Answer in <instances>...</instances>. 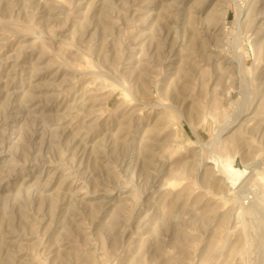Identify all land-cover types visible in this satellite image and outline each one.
Returning <instances> with one entry per match:
<instances>
[{
  "label": "rangeland",
  "instance_id": "obj_1",
  "mask_svg": "<svg viewBox=\"0 0 264 264\" xmlns=\"http://www.w3.org/2000/svg\"><path fill=\"white\" fill-rule=\"evenodd\" d=\"M0 264H264V0H0Z\"/></svg>",
  "mask_w": 264,
  "mask_h": 264
},
{
  "label": "bare ground",
  "instance_id": "obj_2",
  "mask_svg": "<svg viewBox=\"0 0 264 264\" xmlns=\"http://www.w3.org/2000/svg\"><path fill=\"white\" fill-rule=\"evenodd\" d=\"M231 161L232 160H230L229 163L226 164L225 172L227 173L226 177H228L229 182L231 184H233L234 183V177L242 176V175L246 174L248 171H246L247 166L243 165V163H242V168H234L231 164Z\"/></svg>",
  "mask_w": 264,
  "mask_h": 264
}]
</instances>
